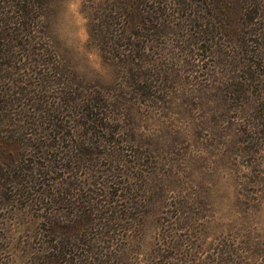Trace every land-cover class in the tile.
<instances>
[{
	"label": "rangeland",
	"instance_id": "rangeland-1",
	"mask_svg": "<svg viewBox=\"0 0 264 264\" xmlns=\"http://www.w3.org/2000/svg\"><path fill=\"white\" fill-rule=\"evenodd\" d=\"M122 1L51 0L46 9L47 34L72 79L89 97L102 93L112 102L123 101L108 110L118 119L105 134L114 132L118 140L108 142L111 153L101 167L110 168L115 182L134 188L119 195L125 193L124 205L131 203L139 213L124 215L120 202L117 214L104 219L103 231L123 237L110 245L115 257L109 264H264V59L256 70L259 77L235 73V65L218 63L220 54L217 58L218 53L202 48L210 41H200L198 28L174 24L149 36L148 68H143L148 85L137 90L129 86L122 61L101 46V35H90L89 18L106 15L115 21L126 12ZM220 1L215 21L229 18L238 26L245 0ZM258 17L259 44L248 54L236 49L237 60L264 57V15ZM246 26L240 27L243 36L251 30ZM237 80L248 91H238ZM65 118L85 122L78 109ZM89 134L97 139L100 132ZM84 160L77 158L76 168ZM78 172L84 187L79 190L74 182L65 190L70 207L49 206L58 211L59 218L51 217L60 222L56 232L31 206L11 202L3 207L0 264H45L42 253H57L62 239L73 264H83L92 248L108 245L94 228L100 211L95 208L91 218L80 214L89 207L84 209L82 197L99 190V173Z\"/></svg>",
	"mask_w": 264,
	"mask_h": 264
},
{
	"label": "trees",
	"instance_id": "trees-1",
	"mask_svg": "<svg viewBox=\"0 0 264 264\" xmlns=\"http://www.w3.org/2000/svg\"><path fill=\"white\" fill-rule=\"evenodd\" d=\"M50 5L51 0H0V213L11 202L31 206L41 213L44 221L52 224L50 232H56L61 225L59 221L53 223L51 217L59 218L58 211L53 213L49 206L64 203L70 207L65 190L74 182L80 185L79 190L84 187L83 180L78 179L80 168L99 173L95 181L99 190L96 196L82 197L84 209L86 205L89 207L80 214L83 218H91L96 213L95 208L100 211L99 222L94 223V228L108 245L97 247L96 251L92 248L87 255L89 259L84 257L82 262L109 264L115 257L110 245L121 237L113 230L103 231L107 226L104 219L117 214L120 202L124 215L139 213L130 209L131 203H127V207L124 205L123 202H128L125 193L121 198L119 195L124 190L132 194L134 188L115 182L110 178V168L101 167L105 162L103 158L111 153L110 144L118 140L114 132L110 137L105 134L104 129L118 119V114L113 117L108 110L119 108L123 101L118 98L112 102L102 93L89 97L85 87L72 79L47 34L46 9ZM119 5L126 12L115 16V21L106 15L97 20L89 18L90 35L95 37L94 33H99L101 46L111 49L122 61L128 71L129 86H136L137 90L147 87L144 69L148 68L146 63L151 50L149 36H159L163 28L174 24L198 28L200 41H210V45H202V48L210 49L215 55L218 53L217 58L220 54L218 63L235 65V73L259 77L256 70L263 63V55L258 53V60L252 59V55L251 59L237 60L235 52L238 49V53L248 54L259 44L257 21L258 16L264 15L263 0H245L244 6L240 4L238 26H233L229 18L224 22L223 19L215 21L220 13L217 11L220 0H124ZM245 22L246 27L251 28L249 36L241 34L240 27ZM223 40L230 43L224 45ZM152 51L156 56L160 48L155 44ZM149 65L150 69L154 68V64ZM236 82L238 91H248L244 81ZM97 108L100 111L95 112ZM77 109L85 122L65 118L68 112L72 114ZM97 131L100 132L97 139L89 134ZM82 156L84 164L76 168L77 158ZM61 242L57 253H42L45 264H73V257L65 246L67 240Z\"/></svg>",
	"mask_w": 264,
	"mask_h": 264
}]
</instances>
